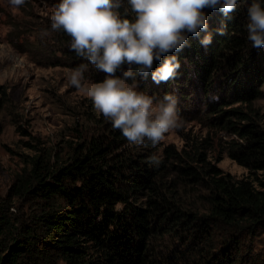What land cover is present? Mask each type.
<instances>
[{"label": "trees", "instance_id": "16d2710c", "mask_svg": "<svg viewBox=\"0 0 264 264\" xmlns=\"http://www.w3.org/2000/svg\"><path fill=\"white\" fill-rule=\"evenodd\" d=\"M253 2L264 7V0H238L230 22L218 9H203L212 41L203 46L201 30L199 37L188 34L182 51L168 53L180 62L174 78L151 79L161 61L146 78L137 73V86L150 96L171 93L178 113L220 126L231 136L223 150L212 159L208 137L185 133H178L180 148L162 141L131 144L87 97L82 112L93 113L87 118L92 128L53 149L37 148L13 175L9 201L0 203V264H264V249L254 242L264 233V110L255 106L264 46L254 48L247 39ZM122 5L123 15L127 0ZM222 23L223 35L217 32ZM39 24L49 31L47 39L23 50L34 61L87 65L84 77L103 81L105 73L70 50L69 36L51 31L50 17ZM12 104L0 87V110ZM13 123L26 131L17 119ZM222 153L247 173L222 170ZM14 202L25 204V212L10 211Z\"/></svg>", "mask_w": 264, "mask_h": 264}, {"label": "clouds", "instance_id": "9594fccd", "mask_svg": "<svg viewBox=\"0 0 264 264\" xmlns=\"http://www.w3.org/2000/svg\"><path fill=\"white\" fill-rule=\"evenodd\" d=\"M26 0H8L13 8ZM238 0H127L122 15V0H59L50 16L51 31L62 30L71 38L70 50L105 73L102 82L84 83L87 65L72 69L69 84L91 99L94 109L111 122L131 144L146 140L153 146L172 129L182 127L177 97L165 93L154 98L137 90V73L146 78L156 61L160 66L151 71L159 84L174 78L180 67L177 55L189 46L188 34L199 37L207 46L212 34L207 31L203 9L219 10L230 22ZM129 13L131 18H126ZM226 25L217 29L224 34ZM247 39L254 48L264 46V7L253 2L247 8ZM42 36L49 35L48 30ZM163 60H161V58ZM127 65L122 76L118 70ZM136 67V71L132 70ZM133 81L135 83H129ZM215 99V97H213ZM151 162L158 163L155 157Z\"/></svg>", "mask_w": 264, "mask_h": 264}, {"label": "rangeland", "instance_id": "374dc122", "mask_svg": "<svg viewBox=\"0 0 264 264\" xmlns=\"http://www.w3.org/2000/svg\"><path fill=\"white\" fill-rule=\"evenodd\" d=\"M58 2L26 0L17 9L8 0H0V87L6 89L13 102L11 108L0 110V122L3 125L0 133V203L3 199L9 201L6 193L13 175L21 170L23 161L37 148L53 149L58 142L74 138L78 132L84 134L92 128L87 118L93 113L82 112L86 108L87 96L69 84L68 76L72 68L37 63L23 51L31 42L43 38L39 23L51 16ZM89 82L94 81L84 79L85 85ZM137 90L149 95L138 86ZM261 90L255 106L264 110V82ZM188 114L185 110L178 113L183 121L182 127L170 130L162 142L173 143L180 148L183 141L178 133L208 137L212 143L209 155L214 159L231 136L220 126L207 125L206 121L200 119L189 120ZM14 119L25 132L13 123ZM217 164L237 177L247 173L244 167L236 164L225 153L221 154ZM14 204H10V211H18V214L25 212V204ZM254 240L257 249H264V233Z\"/></svg>", "mask_w": 264, "mask_h": 264}]
</instances>
